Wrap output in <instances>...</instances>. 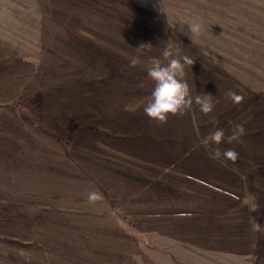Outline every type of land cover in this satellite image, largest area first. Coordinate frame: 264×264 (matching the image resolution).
<instances>
[{
  "label": "rangeland",
  "instance_id": "obj_1",
  "mask_svg": "<svg viewBox=\"0 0 264 264\" xmlns=\"http://www.w3.org/2000/svg\"><path fill=\"white\" fill-rule=\"evenodd\" d=\"M167 42L209 115H145ZM237 123L224 167L199 139ZM0 264H264V0H0Z\"/></svg>",
  "mask_w": 264,
  "mask_h": 264
},
{
  "label": "clouds",
  "instance_id": "obj_2",
  "mask_svg": "<svg viewBox=\"0 0 264 264\" xmlns=\"http://www.w3.org/2000/svg\"><path fill=\"white\" fill-rule=\"evenodd\" d=\"M183 31V29H182ZM199 32L198 25L190 26V33L197 34ZM152 49L151 44L141 43L135 48L137 55L129 58V66L132 68L138 65H144L148 78L154 82V88L151 94L143 103V111L151 120L156 121L160 125L168 122L169 116H184L191 113L195 118V110L193 105L199 108L204 115H209L215 109L214 96L208 93L192 94L185 79V66H192L194 60L189 56H179V49L173 43H165L161 58L149 57L147 61L141 60V55ZM166 61V63H164ZM228 98L235 104H239L243 97L234 93H227ZM212 123H216L215 120ZM245 134L243 124H233L231 134L225 135L223 128H216L208 135L199 139V145L203 146L210 159L219 162L222 166L227 167V162L235 164L239 158V153L232 148L221 149L222 142L228 144L243 143L242 137ZM233 171H236L233 169ZM103 197L98 191L88 194L89 203H95ZM252 227L254 230L260 229V224L253 220Z\"/></svg>",
  "mask_w": 264,
  "mask_h": 264
},
{
  "label": "trees",
  "instance_id": "obj_3",
  "mask_svg": "<svg viewBox=\"0 0 264 264\" xmlns=\"http://www.w3.org/2000/svg\"><path fill=\"white\" fill-rule=\"evenodd\" d=\"M21 65H24V64L15 63V62L14 63L12 62L11 64H9V66L11 67L10 69L17 68ZM12 111L23 122L25 121V122L30 123L32 125L38 126L40 128L44 127L40 117L38 116V114L35 112V110L29 104L24 103V102H19L18 104L15 105V107H13ZM55 139L58 142L63 143L64 145H67V146L70 145V143L67 140L61 139L57 136L55 137Z\"/></svg>",
  "mask_w": 264,
  "mask_h": 264
},
{
  "label": "crops",
  "instance_id": "obj_4",
  "mask_svg": "<svg viewBox=\"0 0 264 264\" xmlns=\"http://www.w3.org/2000/svg\"><path fill=\"white\" fill-rule=\"evenodd\" d=\"M122 218H124L123 216H121Z\"/></svg>",
  "mask_w": 264,
  "mask_h": 264
}]
</instances>
